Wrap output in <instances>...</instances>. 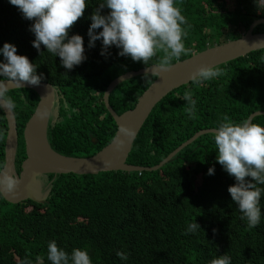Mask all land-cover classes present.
<instances>
[{
  "label": "trees",
  "instance_id": "1",
  "mask_svg": "<svg viewBox=\"0 0 264 264\" xmlns=\"http://www.w3.org/2000/svg\"><path fill=\"white\" fill-rule=\"evenodd\" d=\"M97 2L90 0L84 15L69 31V35L83 37L87 59L66 70L60 58L46 52L43 45L40 52L32 46V21L24 19L8 0H0V47L5 42L14 44L17 54L35 63L38 75L43 73L41 82L55 90L58 111L49 119L46 137L50 148L62 156L87 158L108 145L116 126L103 103L106 88L127 72L156 64L163 55L158 52L145 65L117 55L114 46L100 55L99 40L89 48L91 21L87 17L98 7ZM227 5L225 0H176L187 21L184 43L188 53L173 59L171 65L235 40L254 20L264 19V10L253 0H233L232 10ZM108 11L104 8L102 14ZM262 32L264 25L253 30L255 34ZM217 67L223 69V76L201 84L192 81L154 107L133 142L127 164L151 168L196 132L213 129L223 116L241 122L254 112H264V50ZM155 78L143 75L119 84L108 98L112 110L120 115L133 109ZM187 90L196 101V115L191 119L181 98ZM7 94L16 105L15 169L19 173L25 159L22 131L38 96L27 89ZM252 122L264 125V116L254 117ZM6 131L0 111L3 164ZM215 157L213 135L206 134L156 171L47 174L40 180L45 194L42 204L27 200L12 205L0 198V264H23L25 259L36 264L37 256L43 258L42 264H49V241L67 252L87 249L92 264H210L225 253L231 264H264V195L260 200L261 222L249 229L227 191L235 180ZM212 166L214 174L208 175ZM194 222L200 229L185 234L187 225ZM117 251L126 252L128 260L121 261Z\"/></svg>",
  "mask_w": 264,
  "mask_h": 264
},
{
  "label": "clouds",
  "instance_id": "2",
  "mask_svg": "<svg viewBox=\"0 0 264 264\" xmlns=\"http://www.w3.org/2000/svg\"><path fill=\"white\" fill-rule=\"evenodd\" d=\"M253 2L259 10H264V0ZM8 3L16 6L24 19L32 21L29 31L34 34L32 46L38 52L43 45L46 52L60 58V65L66 70L87 59L83 37L79 34L69 35V31L84 15L90 0H8ZM97 4L98 7L87 17L91 21L87 36L89 48L100 41V55H106L108 49L114 46L118 49L117 55L147 65L158 52H162L158 62L147 67L146 74L154 69L167 71L173 59L178 60L182 54L188 53L184 43L187 21L176 6V0H98ZM104 8L109 9L107 14H102ZM0 57V111L13 113L16 105L7 94V82L20 87L24 82L39 85L44 77L43 73L37 74L38 66L30 62L27 56L17 54V48L12 43L5 42L0 47ZM223 75L221 68L201 65L191 78L193 83L201 84ZM181 98L186 101L189 118H195L196 101L192 92L185 91ZM36 116L43 121L50 119L52 112L45 107ZM120 133L127 137L133 134L123 127ZM212 135L215 162L235 180L227 189L231 200L241 214L240 219L246 221L249 229L255 228L262 218L260 200L264 195V125L253 123L250 119L234 122L223 116L213 127ZM10 171L0 163V198L5 194L17 193L20 177L9 174ZM207 174H214V166L208 168ZM36 179L40 181L42 177L37 176ZM197 229L200 226L196 222L189 223L185 234ZM116 255L121 261L128 260L126 252L117 251ZM46 259L49 264H92L87 249L73 248L67 252L58 247L55 241L48 242ZM35 260L36 264H42L43 258L37 256ZM23 264H32V261L25 259ZM210 264H231V257L225 253L213 258Z\"/></svg>",
  "mask_w": 264,
  "mask_h": 264
},
{
  "label": "water",
  "instance_id": "3",
  "mask_svg": "<svg viewBox=\"0 0 264 264\" xmlns=\"http://www.w3.org/2000/svg\"><path fill=\"white\" fill-rule=\"evenodd\" d=\"M260 25H264V19L253 21L246 33L239 38L221 45L208 47L187 59L176 61L167 71L159 72L154 69L151 73L145 74L146 67L137 71L127 72L111 81L102 99L105 109L115 123L116 132L108 145L87 158L59 155L50 148L47 142L46 131L49 119L41 121L37 118L36 113L47 107L51 110L52 117L57 114V104L55 103L54 90L51 85L44 82H40L39 85H29L24 82L23 86L20 87L13 82H7L8 91L27 89L35 92L38 96V103L22 131L25 159L21 162L19 173L15 169V157L18 146L16 121L13 113H9L7 110L2 111L7 125L4 142V165L6 170L11 169L9 174L20 177L17 193L15 195L5 194L2 199L12 205L27 200L35 204H42L45 198L44 189L36 177H44L47 174H74L81 176L118 171L128 173L156 171L198 137L212 134L213 129L196 132L191 138L151 168L133 166L126 162L136 136L154 107L172 91L192 82L191 75L197 67L201 65L217 67L248 53L264 50V32L253 33V30ZM149 71L151 70L149 69ZM143 75H155L156 78L137 98L133 109L117 115L108 103L109 95L124 81ZM257 116H264V112H254L247 119L252 121ZM122 127L130 129L133 133L132 136L127 137L121 134L120 129ZM118 142H120L119 146Z\"/></svg>",
  "mask_w": 264,
  "mask_h": 264
},
{
  "label": "rangeland",
  "instance_id": "4",
  "mask_svg": "<svg viewBox=\"0 0 264 264\" xmlns=\"http://www.w3.org/2000/svg\"><path fill=\"white\" fill-rule=\"evenodd\" d=\"M226 2H227V7L229 8V9H231L232 10V7H233V0H225ZM197 181H198V183L200 182V178L199 177H197ZM196 181V182H197Z\"/></svg>",
  "mask_w": 264,
  "mask_h": 264
},
{
  "label": "flooded vegetation",
  "instance_id": "5",
  "mask_svg": "<svg viewBox=\"0 0 264 264\" xmlns=\"http://www.w3.org/2000/svg\"><path fill=\"white\" fill-rule=\"evenodd\" d=\"M54 90V89H53ZM54 95H55V99H56V94H55V90H54ZM56 103V102H55Z\"/></svg>",
  "mask_w": 264,
  "mask_h": 264
}]
</instances>
